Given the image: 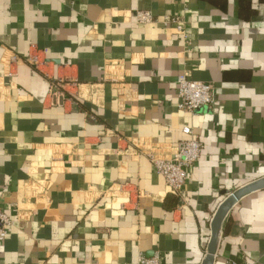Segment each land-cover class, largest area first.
<instances>
[{"label": "crops", "instance_id": "obj_1", "mask_svg": "<svg viewBox=\"0 0 264 264\" xmlns=\"http://www.w3.org/2000/svg\"><path fill=\"white\" fill-rule=\"evenodd\" d=\"M184 75L212 106L179 108ZM190 140L179 198L152 158ZM261 179L264 0H0V264H203L219 206ZM215 264H264V189L229 212Z\"/></svg>", "mask_w": 264, "mask_h": 264}, {"label": "built area", "instance_id": "obj_2", "mask_svg": "<svg viewBox=\"0 0 264 264\" xmlns=\"http://www.w3.org/2000/svg\"><path fill=\"white\" fill-rule=\"evenodd\" d=\"M139 24H151L155 18L151 12L138 11L135 14ZM165 25L177 24L178 30L184 32L183 23L178 18L167 16L163 22ZM29 63L39 67L40 60L37 56L29 58ZM60 84H57V86ZM179 108L185 112H195L201 108L212 106L215 100V87L213 84L204 83L180 76L177 80ZM203 144L198 140L181 142L177 152L169 159H153V164L158 174L162 175L170 191L177 197H181L189 180L190 170L199 164L203 156ZM15 221L0 208V242L4 241L12 232ZM138 264H163L157 254L153 257L140 255Z\"/></svg>", "mask_w": 264, "mask_h": 264}, {"label": "water", "instance_id": "obj_3", "mask_svg": "<svg viewBox=\"0 0 264 264\" xmlns=\"http://www.w3.org/2000/svg\"><path fill=\"white\" fill-rule=\"evenodd\" d=\"M264 189V179L248 184L228 196L219 206L211 223V239L208 244L207 254L203 264H215L224 221L232 208L244 197ZM216 220L218 224L215 225Z\"/></svg>", "mask_w": 264, "mask_h": 264}, {"label": "bare ground", "instance_id": "obj_4", "mask_svg": "<svg viewBox=\"0 0 264 264\" xmlns=\"http://www.w3.org/2000/svg\"><path fill=\"white\" fill-rule=\"evenodd\" d=\"M218 224V220H216L215 225Z\"/></svg>", "mask_w": 264, "mask_h": 264}]
</instances>
